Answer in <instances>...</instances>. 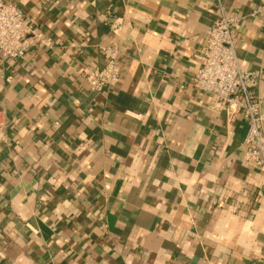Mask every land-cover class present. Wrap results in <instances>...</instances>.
<instances>
[{
  "label": "crops",
  "instance_id": "1",
  "mask_svg": "<svg viewBox=\"0 0 264 264\" xmlns=\"http://www.w3.org/2000/svg\"><path fill=\"white\" fill-rule=\"evenodd\" d=\"M52 48L0 58V264H261L264 173L242 164L247 121L189 84L209 0H2ZM264 0H222L247 71L264 72ZM115 30V34L112 30ZM119 49L97 95L79 74ZM258 96L264 115V80Z\"/></svg>",
  "mask_w": 264,
  "mask_h": 264
},
{
  "label": "built area",
  "instance_id": "2",
  "mask_svg": "<svg viewBox=\"0 0 264 264\" xmlns=\"http://www.w3.org/2000/svg\"><path fill=\"white\" fill-rule=\"evenodd\" d=\"M209 1L216 9V19L206 32L199 65L189 87L207 96L206 109L212 115L225 114L230 121L238 117L247 121L241 161L248 169L264 173V115L256 95L264 80V72L245 70L237 56L233 31L243 18L227 16L222 0ZM250 16L258 18L264 30V3L258 5ZM115 30H112L113 34ZM34 46L51 49L53 45L37 30L35 16L28 17L15 5L0 0V58L22 61ZM97 49L104 59L103 66L82 70L79 76L89 92L100 95L119 83L122 67L116 45L102 44Z\"/></svg>",
  "mask_w": 264,
  "mask_h": 264
}]
</instances>
